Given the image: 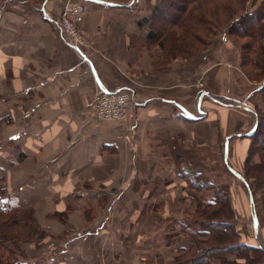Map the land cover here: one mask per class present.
Here are the masks:
<instances>
[{
    "label": "crops",
    "instance_id": "crops-1",
    "mask_svg": "<svg viewBox=\"0 0 264 264\" xmlns=\"http://www.w3.org/2000/svg\"><path fill=\"white\" fill-rule=\"evenodd\" d=\"M68 2L84 7L77 26L83 38L79 52L54 26ZM156 2L0 0L1 186L14 192L18 205L32 206L41 229L56 237L44 243L49 256H35L30 264H171L180 248L188 249L183 231L172 226L167 233L161 227L165 240L160 241L138 222L145 206L150 208L146 216H166L174 200L190 197L171 157L153 159L154 152L168 151L165 138L185 171L190 170L186 154L194 156V164L204 148L213 156L221 145L223 165L247 197V183L234 161L249 148L264 76L260 83L248 79L239 68L238 51L226 49L230 41L218 37L217 47H226L211 46L161 83L147 79L145 88L153 92L141 93L137 82L146 61L132 40L147 37L139 23ZM117 89L134 99L127 119L98 122L93 95ZM208 178L212 184L213 177ZM133 180L152 186L133 192ZM169 184L176 187L171 196ZM110 200L131 205L124 231L115 225L107 236L106 226L96 227L88 215L104 216ZM81 215L86 226L75 219ZM71 221L81 223L76 233Z\"/></svg>",
    "mask_w": 264,
    "mask_h": 264
},
{
    "label": "rangeland",
    "instance_id": "rangeland-1",
    "mask_svg": "<svg viewBox=\"0 0 264 264\" xmlns=\"http://www.w3.org/2000/svg\"><path fill=\"white\" fill-rule=\"evenodd\" d=\"M161 0H157V3H160ZM169 1V0H166ZM171 2L176 3L177 5H181L183 0H170ZM262 0H253L254 6L252 9L258 8ZM173 14L174 12L171 11ZM241 27V25H239ZM243 27V26H242ZM144 28L143 30L139 31L141 33H146L149 31V28L147 25L140 27ZM223 28H219L212 36H209V38L206 39L205 45L201 50L198 51H192L194 53H181L180 56H175L172 51L166 52L164 49L161 51L159 46L156 43L150 44L147 42V39L143 40H132V43L138 47L140 50L143 51L145 59L143 60L145 63V68L143 71H141L142 76L138 79V88H140V92L146 95L147 93H152L153 90H148L145 88V85L148 83L146 82L147 79H156L158 78L157 83H161L164 80H167L169 75H171L172 72H175L179 66L181 67H188L195 62L196 58L198 57V54L202 52H206L210 49V47L215 48H224L226 46H220L217 47V41L218 37H226L230 41V46L226 47V49H230L231 47H234L236 51H238V57L240 59L239 68L243 71L245 76L250 80H255L256 83H260L262 81V78L264 76V71H262L261 75H258V70L264 68L263 63H261L262 66L255 68L253 64L250 63L251 57L249 56L250 51L246 47L250 43L252 44V41H250L248 38H239L237 35L232 36L231 34H226L224 32ZM232 30V29H231ZM233 31V30H232ZM234 32V31H233ZM236 33V32H234ZM226 35V36H224ZM136 42V43H135ZM261 46L264 47V41L259 42ZM213 44V45H212ZM245 46V48H244ZM199 47V46H197ZM211 47V48H212ZM230 47V48H229ZM255 49L254 47H252ZM229 51V50H228ZM231 51V50H230ZM171 52V53H170ZM261 52H259L260 54ZM264 53V52H263ZM199 58V57H198ZM258 75V76H257ZM203 82V81H202ZM203 83H200L199 85L203 86ZM238 91V88H237ZM261 99L260 103L255 104V111H256V118L257 123L259 121L260 117V124L259 129L256 135H260L261 139L264 140V91L260 93ZM93 113V112H92ZM93 117L97 119V117L93 114ZM98 122H104L107 120H99ZM257 127V126H256ZM255 136L249 137V148L247 152L245 153L244 157L239 159L237 162L234 161V164L238 169H240L242 175L249 178L250 187L252 190V196L254 199L255 204V210L258 215L259 219V226L260 229L258 232L260 233L263 244H264V194H263V187H264V169H256L258 164L260 163L261 159H264V146L262 147L259 143V141L255 139ZM162 141L166 144L167 150H161L160 152H154L157 153L154 156L157 158H153L154 160H159L161 157L159 155L170 156L174 162L175 167L177 170L175 171V175L179 180L184 181L182 184H184V193L186 194L187 198L178 197L176 200H174V203L172 204V213L170 212L166 216L164 215H148L145 214L147 212H150V208L145 206L144 210H142L138 222H145V226H147V231L150 234L155 235L156 239H159L160 241H164L165 238L163 237L161 227H165L164 231L169 227H174L175 229L183 231L184 234V240L186 242H189L191 245L193 243V240H197L198 237H196L195 234H193V230L197 229V225L200 223H209V222H219V221H233L234 228L237 231V233L240 234V240L242 243H245L247 245H252L254 247H257L256 241L253 238L254 231L251 227V213H250V206L247 202L246 194L243 192L242 186L238 184V181L234 179L225 169L223 165V152H222V146H219L218 152L212 154L207 153L203 151L202 159H200V162H195L193 164V158L194 156H191L186 154L187 158L185 159L186 163L190 166L189 171L186 172L182 166H178V162L182 160L180 158L178 151H175L171 146H168L169 139L165 138L162 139ZM171 148V149H170ZM183 152V151H179ZM261 153L260 157L259 154ZM1 149H0V155H1ZM159 154V155H158ZM212 156V157H211ZM263 156V158H262ZM8 164V163H7ZM210 170L212 173L206 174L205 171ZM1 175V173H0ZM146 175V174H145ZM185 175V176H184ZM213 177L212 184H209L210 178ZM0 179H2V176H0ZM1 186V185H0ZM152 185H145L141 182V180H133L132 188L130 189L133 192H140L142 188H151ZM161 187L163 185H160ZM167 187V193L169 192V195H173L176 193V187L174 184L166 185ZM175 187V188H174ZM3 189V187L1 186ZM210 188V189H209ZM8 194L11 196V201L13 204L17 205L16 199L13 196L14 192L8 191L7 189H4ZM150 190V189H149ZM162 194L164 193L163 187L161 189ZM201 194V195H200ZM202 202L201 206H198ZM209 203H214L213 205H209ZM197 206H196V205ZM116 205H118L117 208ZM131 205V201L129 200H123L121 203L119 200H110L106 204L105 207V215L104 216H89L88 220H90V223L95 225L96 227L100 225L106 226L107 229V236L112 233V229L115 225H117V230L123 232L124 228L127 225L126 220H129V217L127 215L128 208ZM32 207V206H31ZM90 208H93L90 206ZM97 208V207H96ZM132 208H136L135 206ZM33 209V208H32ZM173 209H176L174 211ZM34 212V210H33ZM35 215V214H34ZM231 217V218H230ZM49 218V217H47ZM135 218V217H133ZM36 219V218H35ZM76 220L82 221V226H86L83 224L84 216H79L75 218ZM71 221V224L74 226L71 227L74 232V229L76 227L80 226V222ZM86 221V219H85ZM87 222V221H86ZM36 223L41 231H44L41 229L39 222L36 219ZM75 229V233H76ZM45 236L42 237L39 240L32 239L30 242H22L20 243L19 247L17 248V251H13L9 253V259L13 263H22V264H30L28 262L29 259H33L35 256L37 258H46L49 256V252H47L46 243L45 241L55 239L56 237L51 236L50 233L47 231H44ZM230 233V232H229ZM70 235H73L69 233ZM258 234V233H257ZM141 235L138 234V237ZM181 240V239H180ZM227 243V242H226ZM232 241H228V244H231ZM193 246L198 247L196 244H193ZM202 247H206L205 254H209L211 250L209 248V245H203ZM9 249L14 248V246L8 247ZM178 254H174L170 256V258H173V261L171 264H175V259H177L180 256V252H177ZM263 257H264V253ZM44 255V256H42ZM233 255V254H232ZM190 256H186L183 258L184 260L189 259ZM220 259V258H219ZM219 259H216L218 264H221ZM226 262V257L222 258ZM222 261V260H221ZM27 262V263H26ZM264 262V259H263ZM1 264H9L8 259L3 257L0 261Z\"/></svg>",
    "mask_w": 264,
    "mask_h": 264
},
{
    "label": "trees",
    "instance_id": "trees-1",
    "mask_svg": "<svg viewBox=\"0 0 264 264\" xmlns=\"http://www.w3.org/2000/svg\"><path fill=\"white\" fill-rule=\"evenodd\" d=\"M252 1L183 0L181 5H177L170 0H161L151 15L141 20L139 25L140 27L147 25L149 28L147 42L156 43L161 51L163 49L166 52L172 51L174 53L172 57L180 56L185 52L189 55L194 53L192 51L201 50L209 36L226 26L224 29L226 34L237 35L239 38H248L252 41V44L246 47L250 51V63L257 68L264 65V47L259 43L264 40V0L255 10L252 9L255 4ZM171 11L174 13L172 14ZM259 124L260 117L251 136L257 134ZM255 139L262 147L264 146V140L260 135H256ZM260 155L261 153L259 157ZM258 168L264 169V159L260 160L256 169ZM243 178L250 187L249 178L247 179L245 175ZM1 184L2 179H0ZM213 204L209 203L210 206ZM35 218L30 205L13 204L10 194L0 186V261L5 257L9 264H22L11 262L8 251L13 253L17 251L20 243L30 242L32 239L39 240L45 236ZM192 233L198 239L193 240L188 249H179L180 256L175 259V264H216V259L219 258L221 264H264L263 252L257 247L241 242L240 234L235 230L232 220L200 223ZM229 240L232 241L231 244H228ZM12 245L14 248L9 249L8 247ZM203 245L211 247L209 254H205L206 247H202ZM186 256L190 257L184 260ZM224 256H232L233 259L225 262L222 259Z\"/></svg>",
    "mask_w": 264,
    "mask_h": 264
},
{
    "label": "built area",
    "instance_id": "built-area-1",
    "mask_svg": "<svg viewBox=\"0 0 264 264\" xmlns=\"http://www.w3.org/2000/svg\"><path fill=\"white\" fill-rule=\"evenodd\" d=\"M83 13L84 7L81 4L68 2L62 5L57 21L54 22L63 41L74 47L76 52H79L78 48L83 44L82 35L77 28ZM134 105L132 94L124 89L98 91L92 97V112L99 120L122 123ZM197 117H203V113H199Z\"/></svg>",
    "mask_w": 264,
    "mask_h": 264
},
{
    "label": "water",
    "instance_id": "water-1",
    "mask_svg": "<svg viewBox=\"0 0 264 264\" xmlns=\"http://www.w3.org/2000/svg\"><path fill=\"white\" fill-rule=\"evenodd\" d=\"M256 124H257V119L255 120V126H254L255 128H256ZM245 186H246L247 197H248L249 206H250L251 227H252V230L254 231L253 238L256 241L257 248L264 253L263 239L260 233L258 232V230L260 229V226H259L258 217H257L256 210H255L254 199H253L252 192L249 186L247 184H245Z\"/></svg>",
    "mask_w": 264,
    "mask_h": 264
}]
</instances>
